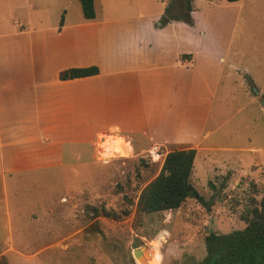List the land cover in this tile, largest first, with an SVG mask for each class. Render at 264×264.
I'll list each match as a JSON object with an SVG mask.
<instances>
[{
	"label": "rangeland",
	"instance_id": "rangeland-1",
	"mask_svg": "<svg viewBox=\"0 0 264 264\" xmlns=\"http://www.w3.org/2000/svg\"><path fill=\"white\" fill-rule=\"evenodd\" d=\"M94 4L95 18L89 21L83 18L78 0H0V15L9 22L19 20L27 30L48 31L44 39L49 41V58L46 44L42 56L43 46L37 41L43 34L33 38L34 75L43 78L36 79V85L43 82L49 86L53 95L51 118L56 123L70 118L61 113L64 108L58 96L70 93L58 82L57 74L67 70L68 64L97 66L100 71L92 79L77 82L80 112L77 116L71 113L73 124L55 129L58 142L81 137L80 161L71 159L72 144L63 148V168L58 159L42 156L43 150L34 143L3 144L0 148L5 161V180L0 166V207H5L6 195L13 236L20 237L23 232L28 236V243L15 242V246L40 254L30 264L198 261L205 254L206 235L242 229L241 215L264 201V3L258 13L251 11L249 0L241 12L233 10L217 36L209 35L208 23L195 28L196 83L188 110L186 94L168 79L178 76L180 70L165 60L163 66L158 65L159 46L164 59L171 53L168 39H157L158 31L167 29L164 19L171 6L167 0H153L148 8L151 12L160 8L164 16L141 19L137 18L142 10L139 0H94ZM168 18L173 28L186 25L181 16ZM142 40L152 42L154 48H140ZM143 55L146 64L155 63V67L144 70ZM59 58H64L66 65ZM152 70L158 71V79L138 80L150 78L147 73ZM200 78L206 79L205 84ZM1 111L0 105L2 123ZM192 117L194 126L190 125ZM111 124L129 128L128 137L97 138L98 132ZM64 132L66 137L61 136ZM100 138L102 145L120 140V147L116 146L119 151L101 147L117 153L109 159L97 157L94 147ZM164 138H177L178 145L186 140L200 145L203 151L195 157L191 184L207 206L189 198L175 211L145 214L138 209L139 191L159 172L166 149L153 158L152 150L141 154L136 150ZM12 156L21 168L30 170L39 165L42 169L12 176ZM33 203L34 207H50L40 215L33 214L36 226L43 231L31 227L28 207ZM61 207H67L66 212ZM6 235L1 216L0 238ZM135 237L143 248L133 257Z\"/></svg>",
	"mask_w": 264,
	"mask_h": 264
},
{
	"label": "crops",
	"instance_id": "crops-1",
	"mask_svg": "<svg viewBox=\"0 0 264 264\" xmlns=\"http://www.w3.org/2000/svg\"><path fill=\"white\" fill-rule=\"evenodd\" d=\"M140 8L142 9L138 14L137 18L145 17H159L163 14L164 11L157 9L154 12L149 10L150 2L153 0H139ZM248 0H238L234 3H228L226 0H188L189 10L184 11L185 3L181 0H167L168 5L170 6L169 15L170 17H178L187 13L190 23L182 24L179 28H173L172 23L170 22L168 16L164 19L165 24L167 25L166 30L158 31V41L164 42V38L168 39L170 43L169 47L171 53L165 57L162 53V48L159 46V62L158 65L163 66V60L170 63L172 68L179 69V74L175 78H168L169 81L174 80L180 86V90L183 94H186L188 103H186V109L190 108L192 105L191 92L193 89V84L196 83V78L194 77V71L197 61L195 60V28L198 24H202L206 27L208 23L209 35L210 33L213 36H217L219 33V28L222 24L231 18L233 10H236L237 13L244 8L245 2ZM251 11L253 13H258L261 8V4L264 3V0H249ZM94 13H95V4ZM80 6V5H79ZM264 9V7L262 8ZM143 11H145L143 13ZM262 11V10H261ZM263 12V11H262ZM2 15V14H1ZM0 15V55H1V64H0V105H1V116L2 123L0 120V148L2 145L16 146L18 144H32L40 147L42 151V156L46 155L48 157H53L58 159L59 167L63 168L61 164V157L63 148L66 145H73L74 150L71 153V159L75 162L80 161L83 158V154L80 150V145L82 143L81 137L68 138V142L64 140L58 142V138L55 129L63 127L64 124H73L75 118H72L71 113H74L76 116L80 112L81 108V96L76 93L77 82L85 79H92L99 75L100 71L98 69V74L95 76L73 79L68 81H60L65 92L62 95L58 96V99L63 105L64 110L61 111L62 114L70 116L68 122H58L56 123L54 119L51 118V104H52V93L49 89V86L45 85L43 82L41 85H36V79H43L41 75L35 77V35H41L37 37V41L42 44V56L43 49L46 44V57L49 58V41H45L44 34L48 31H34L27 30L25 24L19 20L9 22L5 19L4 16ZM95 18V17H94ZM93 20V19H92ZM90 21V20H89ZM210 22V23H209ZM200 24V25H201ZM63 21L60 22V27H62ZM58 34H60L59 30ZM150 33L146 34L149 36ZM33 36V37H32ZM35 38V39H33ZM140 48H143L144 45L147 49H153L152 42H144V40L139 41ZM62 50L65 54L64 43H62ZM9 58V59H8ZM46 58V61L49 59ZM11 59V62L9 60ZM65 64L64 58H59ZM70 61L72 63L73 57L70 56ZM40 60V59H39ZM141 63L144 65V70L148 67H155V63L148 66L146 64L147 57L144 55L141 56ZM40 62V61H39ZM45 61H43L44 63ZM173 63V64H172ZM65 66L64 69L78 68V66ZM87 68V67H85ZM42 70L39 68V71ZM61 72V71H60ZM158 73L157 70H152L151 73H147L150 78H140L139 81H152L158 78L155 75ZM152 74V75H150ZM200 81L205 84L206 79L200 78ZM56 97V95L54 96ZM114 105L122 107L117 101H113ZM66 110H69L67 112ZM59 120V118H57ZM194 117L191 118L192 126L195 125ZM184 124V119H183ZM131 130L127 127H121L116 124H111L107 126L104 131L98 132L97 138L99 136H114L119 139V137H128V134ZM192 131V130H191ZM67 132H64L61 136L66 137ZM119 136V137H118ZM189 136V135H188ZM61 137V138H62ZM193 137V136H192ZM190 137V138H192ZM55 142H52V140ZM97 141V140H96ZM176 141V142H175ZM177 138L174 140H169L164 138L162 142H154L151 146L146 148L138 149L137 153H145L154 148L157 149H166L163 157L170 151L183 150V149H195L196 155L203 151L200 148V145L193 140H186L184 144H175L177 143ZM96 144V143H95ZM43 145H47L44 147ZM95 151V147H94ZM195 155V157H196ZM52 158V159H53ZM195 161V160H194ZM19 162L12 156L10 158L11 175L13 174L20 175L23 171L28 170V172L40 171L41 166L31 167L32 169H25L17 166ZM0 166H1V177L5 180V161L4 156L0 154ZM71 170V169H70ZM75 172V170L73 169ZM27 172V173H28ZM5 207H0V218L4 216V223L6 226V238H0V264H30L32 260L40 255L37 252L26 253L24 250H20L15 246V242L24 244L28 243V236L23 232L20 237L13 236L12 226H11V216H10V207L6 203L5 195ZM35 203L32 204V207H28L30 210V222L31 227H36L37 230L43 231V227L36 226L35 219L33 214L40 215L44 210L50 209V207H34ZM42 206V205H41ZM63 212H66L67 207H61Z\"/></svg>",
	"mask_w": 264,
	"mask_h": 264
},
{
	"label": "trees",
	"instance_id": "trees-1",
	"mask_svg": "<svg viewBox=\"0 0 264 264\" xmlns=\"http://www.w3.org/2000/svg\"><path fill=\"white\" fill-rule=\"evenodd\" d=\"M181 1L185 3L184 11H188V0ZM237 1L226 0L228 3ZM78 2L83 18L94 19L93 0ZM181 18L190 23L187 13ZM97 74L96 67L71 68L59 72L58 80L68 81ZM195 155V149L168 152L163 157L157 175L139 191L136 203L138 209L145 214L175 211L189 198L207 206L191 184ZM128 202L131 203L129 200ZM103 216H107L106 213ZM240 220L244 223L242 229L225 234L211 232L206 235L204 256L190 264H264V201L260 202L259 207L246 209Z\"/></svg>",
	"mask_w": 264,
	"mask_h": 264
},
{
	"label": "built area",
	"instance_id": "built-area-1",
	"mask_svg": "<svg viewBox=\"0 0 264 264\" xmlns=\"http://www.w3.org/2000/svg\"><path fill=\"white\" fill-rule=\"evenodd\" d=\"M101 141H102V139L100 138V141L96 144V147H95L97 157H101V159L111 158V157H106L104 154H102V149L100 148ZM158 151H159V149H157V148L152 149V151L150 152L151 157L153 158V155L158 157V155H157Z\"/></svg>",
	"mask_w": 264,
	"mask_h": 264
},
{
	"label": "water",
	"instance_id": "water-1",
	"mask_svg": "<svg viewBox=\"0 0 264 264\" xmlns=\"http://www.w3.org/2000/svg\"><path fill=\"white\" fill-rule=\"evenodd\" d=\"M262 105H263V107H264V101H262ZM137 248H143L142 246H141V242H140V240L138 239V238H134L133 239V243H132V245H131V249H132V256L133 257H135V252L137 251Z\"/></svg>",
	"mask_w": 264,
	"mask_h": 264
},
{
	"label": "clouds",
	"instance_id": "clouds-1",
	"mask_svg": "<svg viewBox=\"0 0 264 264\" xmlns=\"http://www.w3.org/2000/svg\"><path fill=\"white\" fill-rule=\"evenodd\" d=\"M221 62H222V58H221ZM120 142H121L120 140H115V141H113L111 143L109 141H105V144L101 145V147H106V148H108V147H116V146H118L120 144ZM116 150L119 151V148L116 147Z\"/></svg>",
	"mask_w": 264,
	"mask_h": 264
},
{
	"label": "bare ground",
	"instance_id": "bare-ground-1",
	"mask_svg": "<svg viewBox=\"0 0 264 264\" xmlns=\"http://www.w3.org/2000/svg\"><path fill=\"white\" fill-rule=\"evenodd\" d=\"M101 145H100V148H101ZM118 146L120 147V144ZM104 150L102 151V154H104L106 157H113L117 153V151L114 152V151H111L110 149L109 150L108 149H104ZM137 250H138V248H137Z\"/></svg>",
	"mask_w": 264,
	"mask_h": 264
}]
</instances>
